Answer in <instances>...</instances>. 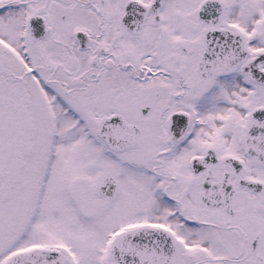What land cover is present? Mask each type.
<instances>
[{
	"label": "snow or ice",
	"instance_id": "obj_1",
	"mask_svg": "<svg viewBox=\"0 0 264 264\" xmlns=\"http://www.w3.org/2000/svg\"><path fill=\"white\" fill-rule=\"evenodd\" d=\"M0 264H264V0H0Z\"/></svg>",
	"mask_w": 264,
	"mask_h": 264
}]
</instances>
